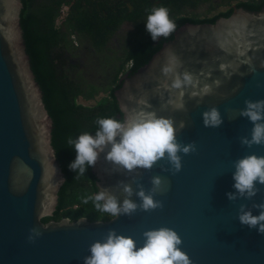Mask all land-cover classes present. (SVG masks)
Instances as JSON below:
<instances>
[{"label":"water","instance_id":"water-1","mask_svg":"<svg viewBox=\"0 0 264 264\" xmlns=\"http://www.w3.org/2000/svg\"><path fill=\"white\" fill-rule=\"evenodd\" d=\"M155 2L151 0L152 6ZM23 7L21 0H0V264H83L89 246L109 229L132 236L140 247L144 231L162 226L180 235L179 247L192 264H264V234L242 225L237 217L240 204L264 202V185H257L260 192L251 200L230 201L226 195L236 191L233 162L252 153L264 156V144L240 143L241 136L250 138L253 125L239 115L245 100L264 99V7H235L230 16L214 22H184L113 90L123 119L144 109L172 117L177 125L185 120L177 138L196 143V152L180 153L183 167L175 174L165 170L171 168L166 160L138 174L117 170L105 159L108 149L90 167L96 192L109 187L121 202L120 181L131 183L134 190L137 183L147 190L151 177L161 176L165 190L154 198L163 201V208L138 209L116 219L89 220L82 215L48 221L43 217L54 214L66 177L53 146L54 121L20 24ZM171 57L178 61L177 72L190 73L196 82L185 90L186 112L176 110L179 92L170 88L172 77L162 72ZM205 86L214 92L197 103L199 97L192 93ZM212 106L223 117L215 128L205 127L202 119L203 111ZM132 199L140 202L135 195ZM252 211L259 214V209ZM31 228L42 233L35 242L28 240Z\"/></svg>","mask_w":264,"mask_h":264},{"label":"clouds","instance_id":"clouds-1","mask_svg":"<svg viewBox=\"0 0 264 264\" xmlns=\"http://www.w3.org/2000/svg\"><path fill=\"white\" fill-rule=\"evenodd\" d=\"M176 27L167 7H154L147 16L146 30L154 41L160 37L167 38ZM177 66L178 61L171 57L162 72L172 77L170 88L179 92L180 102L175 104L176 110L186 112L183 100L185 90L195 87L196 82L190 73L177 72ZM213 92L212 87L205 86L198 93L193 92L192 97L198 96L197 103H200L203 97ZM244 103L245 107L239 115L247 118L253 127L250 138L241 136L240 143L247 147L264 144V99H247ZM202 119L205 127L215 128L223 123V117L215 106L203 111ZM96 124L98 127L94 135L85 131L76 139L68 140L76 151L69 168L80 176L89 167H95L100 154L106 149L105 159L117 170L137 174L140 169L151 170L160 160H166L171 165L166 171L178 173L183 167L180 153L187 155L197 151L195 141L185 144L177 138V133L186 127L185 120H180L177 125L172 117L160 116L156 111L140 109L124 119L98 117ZM233 167V187L236 191L226 193L227 198L230 201L240 198L251 200L260 192L257 185H264V156L255 153L245 155L235 160ZM133 182H136L135 177ZM151 185L146 190L137 183L134 190L131 183L120 181L119 187L124 193L122 202L111 188L101 186L98 192L85 196L82 203L91 202L97 212L115 219L122 215L132 216L138 209L151 211L163 208V201L154 197L157 192L165 190V180L155 175L151 177ZM133 195L139 198V203L132 199ZM252 209H259V214L253 215ZM237 217L242 225L264 234V202H253L251 207L240 204ZM85 221L86 218L79 222ZM41 235L38 229L31 228L28 240L35 242ZM143 237V245L137 247L132 236L109 229L102 240H96L89 246L90 255L83 258V264H192L189 255L179 247L182 239L174 229L165 226L149 229L143 232Z\"/></svg>","mask_w":264,"mask_h":264},{"label":"trees","instance_id":"trees-1","mask_svg":"<svg viewBox=\"0 0 264 264\" xmlns=\"http://www.w3.org/2000/svg\"><path fill=\"white\" fill-rule=\"evenodd\" d=\"M21 2L24 7L20 12V24L24 29L32 68L54 121L53 146L66 177L54 214L44 216L43 220L60 219L63 216L75 220L82 215L89 220L109 219L111 217L107 214L97 212L91 202L82 203L85 196L96 192L95 178L90 167L83 176L69 168V164L76 157V151L68 140L76 139L85 131L94 135L98 127V117L123 119L113 90L121 85V78L127 68L132 73L151 57L163 41L170 39L173 33L167 38L160 37L154 41L147 30L142 28V24L139 25L138 35L135 34L127 40L122 53L104 55L106 59H101L106 66L103 78L93 80L77 67L79 63L69 61L74 54L77 55L76 38L83 41L82 38L85 37L92 48L103 49L122 23L147 18L153 9L149 0H131L132 11L124 2L114 5L117 0H45L41 4L38 0ZM197 2L200 0H161V4L155 7H167L170 18L177 27L186 21L214 22L218 17H228L233 12L230 9L211 17L180 15L185 5H195ZM64 5H68L67 16L62 24H58L57 20ZM237 6L260 11L264 7V0H239ZM108 67L113 69L106 70ZM101 91L105 92L104 96L98 98L94 104L84 105L78 102L79 97L90 100Z\"/></svg>","mask_w":264,"mask_h":264},{"label":"rangeland","instance_id":"rangeland-1","mask_svg":"<svg viewBox=\"0 0 264 264\" xmlns=\"http://www.w3.org/2000/svg\"><path fill=\"white\" fill-rule=\"evenodd\" d=\"M45 2V0H38V3L41 4ZM218 2V0H216ZM206 5H203L195 10L198 16H211L215 13H217L219 10H223L225 7H219L218 9H215L213 11H206L205 9ZM216 7V6H215ZM132 11V10H131ZM68 12V5L62 6L61 15L57 20L58 24H62L64 22V19L67 16ZM194 12V11H192ZM146 21L147 18H143L140 21L135 22H124L121 24L120 28L114 32V34L111 36L109 41L107 42L106 46L103 49L95 50L92 48V46L87 42V39L85 37L82 38V43L84 44V47H79L76 49L77 55H73L72 58H69V61H75L79 63L77 67L81 71L84 72L85 76H88L89 78L93 80H100L103 78L104 74V68L106 67L102 60L106 59L105 54H113V55H119L123 52L124 48L126 47L127 40L132 37L138 29L139 25H145L146 28ZM140 35V34H139ZM73 38V36H71ZM82 44V45H83ZM111 58V57H110ZM102 59V60H101ZM112 60V58L110 59ZM114 61V60H113ZM113 69L110 67L106 68V70ZM123 75V73H122ZM105 92L101 91L97 94V96L90 100H85L82 97L78 98V102L82 103L84 105H91L94 104L95 101L100 98L101 96H104Z\"/></svg>","mask_w":264,"mask_h":264},{"label":"flooded vegetation","instance_id":"flooded-vegetation-1","mask_svg":"<svg viewBox=\"0 0 264 264\" xmlns=\"http://www.w3.org/2000/svg\"><path fill=\"white\" fill-rule=\"evenodd\" d=\"M120 2H124L126 3L127 5H129V2H131V0H117V3H114V5H118ZM242 2H249V0H242ZM149 3L151 5L152 8H154L155 6H157L158 4H161V0H156V2L153 4L152 6V3H151V0H149ZM194 4V3H193ZM239 4V0H218V2H216V0H200V2L196 3L195 5H185L182 9V13L180 14L181 16H192V15H197V13L195 12V10L203 5H206L205 9L206 11H213L215 9H218L219 7H225L223 10H219L217 13L213 14V15H216L220 12H224V11H228L230 9H233L235 7H238L237 5ZM130 6V5H129ZM216 6V7H215ZM244 8V7H243ZM246 9V8H245ZM131 10V9H130ZM133 10V9H132ZM248 10V9H247ZM194 11V12H192ZM250 11V10H249ZM211 15V16H213ZM211 16H202V17H211ZM200 17V16H198ZM221 17H225V16H221ZM220 18V17H218ZM217 18V19H218ZM126 22V21H125ZM127 22H131V21H127ZM133 22V21H132ZM142 28L143 29H146L145 28V25L143 24L142 25ZM136 35H138L137 33V30L136 32H134ZM75 35V33H72ZM134 34V35H135ZM133 37V36H132ZM75 44L77 46V49L80 47H84V44L82 43V41L78 40L76 38V41H75ZM83 44V45H82ZM129 72V68L126 69L125 73ZM124 73V74H125Z\"/></svg>","mask_w":264,"mask_h":264}]
</instances>
